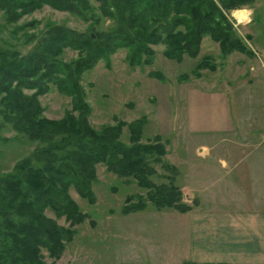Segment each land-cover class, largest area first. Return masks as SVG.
Here are the masks:
<instances>
[{
  "label": "trees",
  "instance_id": "16d2710c",
  "mask_svg": "<svg viewBox=\"0 0 264 264\" xmlns=\"http://www.w3.org/2000/svg\"><path fill=\"white\" fill-rule=\"evenodd\" d=\"M101 16L109 19L105 29L90 26L78 31L61 24H50L26 53L4 48L0 42V115L4 123L38 143L33 152L18 161L12 172L0 175V264H48L42 249L54 260L64 251L65 243L75 233L71 228L82 223L86 214L72 198L69 189L88 203L96 196V165L118 177H132L147 190L146 197L128 195L122 214L143 210L146 201L156 209L174 208L186 212L191 206L182 201L179 186L169 182L154 183L151 161L165 154L159 136L153 142H141L142 119L118 121L115 125L95 128L89 121L91 108L81 84L82 74L98 61L109 62L119 48H126L129 65L148 63L155 54L153 45L162 44V54L181 62L184 56L195 58L205 36L218 44L223 55L234 51L253 56L254 52L236 33L228 13L256 0H95ZM48 5L84 20L94 6L90 0H0V11L9 23ZM93 13V12H92ZM99 23L97 18L95 21ZM66 49L76 50L77 58L61 59ZM205 57L195 65L192 76L200 70H215ZM152 76L163 80L159 72ZM189 75L182 73L178 80ZM50 85L70 97L71 107L60 118L42 114L38 96ZM24 90H33L27 94ZM129 131V144L120 139L123 126ZM1 129V125H0ZM51 209L64 217V227L45 215ZM184 264H228L194 262Z\"/></svg>",
  "mask_w": 264,
  "mask_h": 264
},
{
  "label": "rangeland",
  "instance_id": "374dc122",
  "mask_svg": "<svg viewBox=\"0 0 264 264\" xmlns=\"http://www.w3.org/2000/svg\"><path fill=\"white\" fill-rule=\"evenodd\" d=\"M90 3L94 9L93 13L88 12L87 20L43 5L9 23L0 11L1 45L26 53L50 24L78 31H88L92 25L105 29L109 19L100 15L95 0ZM240 10L247 13L241 21L234 14ZM228 16L236 33L254 52L253 56L238 51L223 55L218 44L205 36L195 58L184 56L181 62L168 59L162 54L163 45L158 44L152 46L155 54L148 63L132 66L126 61L128 50L119 48L109 62L98 61L81 77L85 99L91 108V125L100 128L118 121L128 123L142 119L140 141L153 142L155 136H159L165 148L164 155L150 162L155 170L152 181L158 184L171 179L179 186L182 201L189 206L196 204L198 198L192 195L188 185L200 183L196 175L190 173L188 165L195 158V145L245 140V134L248 141H254L259 133L248 135L239 129L264 127V0L231 10ZM77 56L76 50L66 49L61 59L70 61ZM205 57L216 68L202 69L203 77L197 79L192 73ZM258 70L260 77L247 83ZM151 72L161 73L163 80L152 76ZM182 73L188 74L189 79L178 80ZM32 91L24 90L27 94ZM196 91L208 96H193ZM38 100L42 114L48 118H60L71 107L70 97L59 93L53 85L47 93L38 96ZM0 125V175H4L12 172L15 164L29 156L38 143L14 131L10 124L2 121L1 115ZM120 139L129 144L126 125ZM212 172L213 168L208 175L212 176ZM96 175L97 180L92 184L96 196L93 204L72 187L69 189L86 218L71 227L75 233L65 243L58 259L50 258L42 249L44 261L48 264H184L178 260L180 232L183 234L186 229L179 222L181 213L171 207L158 210L147 200L143 210L122 214L126 196L133 195L132 201H136V195L145 198L147 190L138 186L132 177H118L107 171L102 163L96 165ZM44 213L58 224L70 227L64 217H56L51 209L46 208Z\"/></svg>",
  "mask_w": 264,
  "mask_h": 264
},
{
  "label": "crops",
  "instance_id": "0c3cea01",
  "mask_svg": "<svg viewBox=\"0 0 264 264\" xmlns=\"http://www.w3.org/2000/svg\"><path fill=\"white\" fill-rule=\"evenodd\" d=\"M192 95L208 96L200 91ZM247 128L239 130L259 133L256 140L248 141L245 134V140L194 147L195 158L188 165L200 183L188 189L198 202L180 212L179 222L186 228L178 240L181 263L264 264V127Z\"/></svg>",
  "mask_w": 264,
  "mask_h": 264
},
{
  "label": "bare ground",
  "instance_id": "6f19581e",
  "mask_svg": "<svg viewBox=\"0 0 264 264\" xmlns=\"http://www.w3.org/2000/svg\"><path fill=\"white\" fill-rule=\"evenodd\" d=\"M235 17H237L238 18V20H243V19H245L246 18V12L245 11H243V10H240V11H235Z\"/></svg>",
  "mask_w": 264,
  "mask_h": 264
}]
</instances>
